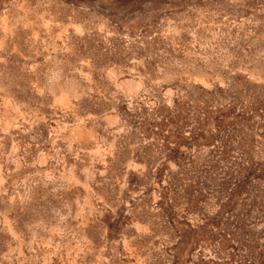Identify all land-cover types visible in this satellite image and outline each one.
Segmentation results:
<instances>
[{
    "label": "clouds",
    "instance_id": "clouds-1",
    "mask_svg": "<svg viewBox=\"0 0 264 264\" xmlns=\"http://www.w3.org/2000/svg\"><path fill=\"white\" fill-rule=\"evenodd\" d=\"M0 264H264V0H0Z\"/></svg>",
    "mask_w": 264,
    "mask_h": 264
}]
</instances>
